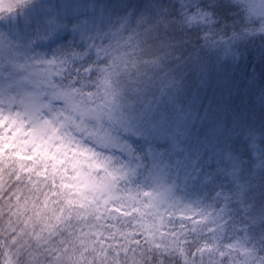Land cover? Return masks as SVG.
I'll return each mask as SVG.
<instances>
[{
	"label": "snow or ice",
	"instance_id": "snow-or-ice-1",
	"mask_svg": "<svg viewBox=\"0 0 264 264\" xmlns=\"http://www.w3.org/2000/svg\"><path fill=\"white\" fill-rule=\"evenodd\" d=\"M253 49L264 0H0V264H264V114L196 106Z\"/></svg>",
	"mask_w": 264,
	"mask_h": 264
},
{
	"label": "trees",
	"instance_id": "trees-1",
	"mask_svg": "<svg viewBox=\"0 0 264 264\" xmlns=\"http://www.w3.org/2000/svg\"><path fill=\"white\" fill-rule=\"evenodd\" d=\"M208 81V84L199 89L196 100L197 108L203 105V110L207 111L211 105L213 112L220 111L221 114L225 108L229 111L237 108H249L253 119L259 123L262 114H264V104L260 100V91L261 88H264V63L255 49L241 61L239 66H234L229 61L222 67L211 69ZM188 87L192 90V95L196 96L198 86L194 87L190 76ZM199 128L197 126V131ZM137 146L139 147V145Z\"/></svg>",
	"mask_w": 264,
	"mask_h": 264
},
{
	"label": "rangeland",
	"instance_id": "rangeland-1",
	"mask_svg": "<svg viewBox=\"0 0 264 264\" xmlns=\"http://www.w3.org/2000/svg\"><path fill=\"white\" fill-rule=\"evenodd\" d=\"M197 126L200 127L199 123H197ZM131 140H132L133 143H135L136 141L139 140V138L138 137H132ZM140 143H142V141H140Z\"/></svg>",
	"mask_w": 264,
	"mask_h": 264
}]
</instances>
